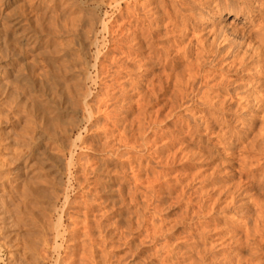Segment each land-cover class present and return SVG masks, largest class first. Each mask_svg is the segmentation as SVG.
I'll return each mask as SVG.
<instances>
[{"label": "rangeland", "instance_id": "1", "mask_svg": "<svg viewBox=\"0 0 264 264\" xmlns=\"http://www.w3.org/2000/svg\"><path fill=\"white\" fill-rule=\"evenodd\" d=\"M122 1H123V3H122ZM122 1H121V7H122L121 11H118L112 5H110V6L107 5L106 4L107 2H105V3L101 2L100 3L101 5L89 4V6L88 5L83 6V9H84V7H86L87 9L90 8L89 12H88V10L84 9L85 12L87 11L86 13L90 14L91 10H92V12H94V13H92L93 15L90 14L91 16L88 14L91 18H94L92 16L96 17V19L94 18L92 20L93 26H94V31H95L94 33L96 35H94V37H92L93 39L91 38V40H89L90 42L88 40L85 41V49H86V50L84 49L85 50L84 52L86 53L85 58L89 63L88 64L89 66H87L88 67L87 68L88 69L87 74L89 73L88 75H90V77L87 75V79H86V81H84V86L86 85L85 88H86L87 92L90 94L89 97L91 96L90 98L88 97L89 102H91L93 104L97 101L96 99L99 97L98 98L99 104L102 103L103 107L105 106L104 110H106V111H108V108H109L110 111H108V112H111L110 113L111 116H114L116 114V112H118L117 115H115V117H113L114 122L112 120V117L109 115V117H111L110 118L111 122H109V120H108L109 123H108L106 128H108V130H110V131L108 132V130L106 129V132H107L106 135L110 136L113 134L112 136L118 137V135H119L118 133L124 132V131H120V130L122 128H124V129L126 128L127 129L125 131L126 136H128L130 134L132 135L133 132L130 133V131L132 129H133L132 131H135L137 129L135 131V133H137L136 136L138 135V137H139L140 135L141 136L145 135L146 137L142 136V140H139L138 142H136L137 143L136 145H138V146H136V149H134L132 147H124V146L120 148V150L121 149L123 150L125 148L126 149L129 148L128 149L129 151L126 149H125L126 151L124 150L125 152L121 150L123 152V154L120 151L121 156L119 154L118 156H120V157H116L117 160L115 158L116 162H114V165L117 167V168L115 167V169L118 171L121 170L120 172H121V175L123 174V176H121L120 174L116 175V173L114 172V174L117 176V178L115 179L116 182L114 181L113 185L110 187V188L113 187L114 191H112L111 194L109 192L108 193L103 192L102 190L100 192L93 185H91L89 187L87 186L86 182L84 181L85 176L83 177L84 174L82 173L83 168L81 169L82 165H84V167H86L87 165L88 166L91 165L90 168L92 167V165L95 166L96 164H94V163H96L97 158H98L97 151L90 149V148H87L88 145H87V147L85 145L83 147H82V145H80L81 141H82L81 139H83V140L86 139L89 136V132H85L82 128V131H81L82 136H80L78 139H77V132L70 134V135H66L65 136L66 138L61 136V138H63V139H59L60 130L58 128L61 125V122L64 123V124L62 123L63 124L62 126L68 125V122H67L68 120L65 118L62 121L61 120L59 121L57 119L58 121L57 120L56 121L58 123L56 121L54 122L55 125H54V129H52V131L57 130V129L59 130V133H58V130L55 131L58 139H57V141H54L52 138H50L48 133H47V135L44 134L42 136V141L40 144H38L37 155H38V158L41 157V161L43 160L44 162L42 161L43 164L41 165L40 163L35 164L34 160H30V164H33V166L31 167V169H33V171L31 169H29L31 172L29 173L30 177L28 178L29 180L27 179V182L28 183L30 182V183L26 184V183H24V181H22V179H20L18 181H15L13 179L14 174H13L12 168L15 165L14 164L15 162H14V159L11 157H14V154L16 151H17L16 153H18V151H21V152L25 151V148H24L25 147V145H24L25 141H29L30 140L29 138L32 134V132H31L32 124L30 122L31 117L28 116L29 113H27V111L26 112L24 111L25 108L23 110L20 109V106H21L20 103H22V101H20V103H18V99H17L18 105H16V106L20 110H17V108L14 106L13 114L10 113L7 116V117H9V120H7L8 118L7 119L5 118L6 117L5 114H8L9 112L6 113L7 112L6 109L1 111L0 112V205L4 208L3 210L2 209L1 210L2 211L6 210V211L5 212L1 211L0 216L3 213H4L3 215L6 214L5 215L7 217L6 221H10L11 222L10 224H13V222H14L15 225L14 226L12 225L8 229L10 232H11V230L13 231L14 234L13 233H12L13 235L11 234L13 237L11 235H9V237H7L8 239L5 238L7 240L4 241L3 235L1 236V234H0V236L2 237V238L0 237V264H13V263L15 264L16 258H18V259H16L18 264L19 263L30 264L29 262H32V261H30L28 259L29 254L27 253V250H24L26 248V246L28 247L29 244L31 246V243H32V245H34L33 246L34 248L35 247L39 248L41 246L40 237L42 236V234L45 232L46 236L48 235L49 237H51L55 227L58 228L59 233H61V235L63 237L62 238L59 236L57 238L58 252H55L54 250H50V253H51V255H50L51 259L50 260H45V261L43 260L42 261V260L38 259V261L34 264H49V263L53 264L54 263L53 257H56L57 254H60L61 257L60 256L59 257H60L61 262L63 260H66L67 262L69 260L71 261V263H70V261L68 263H66V261H65L64 264H76V263L77 264H86L87 262H84V261L85 260L89 261L91 259L90 258L88 260L86 258L84 259L85 256L82 257V255H84L86 252V255L90 257V253L88 255V252H87L88 249L90 251V248H89L90 246L86 244V243H88L87 238H90V237H86L88 234H85V233H84V235H85V237H84V235L82 233V232H85V230H84L85 226L84 225L86 223L85 224L81 223V220L79 221V218L81 217L80 219H82V217L85 215V214H82L85 212V210H83L85 208H83L84 206L83 207H80V206H81V204H84V203L87 204L86 202L95 199V197H96V200H98V201L94 200L95 201L94 205L92 204L94 202L91 201L90 203L92 205H90L91 206L90 208H89L90 203H88V205L84 204L86 207L88 206L89 210L91 211V212L89 211L88 213L95 215V216L88 215V213H87L88 218H90V217L94 218L95 217L94 219L90 218L93 221L97 220V219H99L98 221L101 220L102 226H104V228L106 227L105 224L107 226L109 225V227H110V224H112L111 225L112 227H110V228L106 227L105 231H102L103 234H105L108 231L105 235V237L107 236V234L109 236V237L108 236L106 237L107 242H106V238L99 237L96 232H95V238L96 239L93 241L94 243H96L95 241H97V240L99 241L102 239L99 242L100 243L102 242L101 244L103 245V247H101L102 245H100V247H99V245H97V244H99V242L96 243V246H97V250H98L97 253H100L101 251H103V252L105 251L104 255L108 256V257H105V259H106L105 264H111V262H113L112 264H115L116 261H117L116 264H124V263L125 264H134V263L135 264H147V263H149V264H162V263L163 264H171V263H173V264H194L195 263L196 264L197 262H198V264H200V261L201 262L203 261L202 264H218V263L219 264H246L245 260L248 258L247 256H250L248 259L250 262H252V260H253L254 264H256V262L264 261V258H262L261 255H258L259 253H256V255H253L254 257L251 256L252 253L250 252V250L247 247H245L246 246V244H245L246 239H244L246 237L245 236V231H246L245 229L246 228H245L243 222L245 221V225H246V224L251 223L252 219H253V216H252L253 213L252 212L254 209L253 207H255V206H254V201L252 202L251 200L255 197V195H257V197L259 199L264 198V174H261V171H262L261 169L263 167L262 165L264 164V160H263L264 159V155H263L264 153H262V152H264V144H260V139H259L261 136V133H259V132H261L260 129L263 128V125H264L263 124L264 123V120H263L264 117L260 116L261 114L258 113L259 117H257L252 124H247L246 122H244L245 121L243 119V118H245L244 115H245V113H248L249 111L240 109V101L237 100L238 99L237 91L235 90L237 88V86L240 84L239 78H240L241 73L245 74V71L239 70V69L233 70V68H229V70L228 69L227 70L221 69V67L224 66V63H222L223 65H217V66H213V67H212V65H208V66L206 65L207 67L206 66L204 67V73L207 77H209V78L205 77L207 79V82H208V86H207L208 89L203 88L205 86H204V84L199 83V80H197L198 78L195 79V80H197V81H194L195 83L193 82V88H197L201 92L199 94V97L198 96L193 97L192 93H190L188 91L189 94L187 92V99L185 98V101L183 99V100H181L180 103H178L179 98L177 96L173 95L174 94L173 91H171L170 89H166L165 92H163V93L157 92V94L155 95L157 99H155V97H153V99L155 101L153 99L148 98V96L146 94H143V91H141L142 88L147 86V84L149 85V80L143 79V74L145 73L144 67H140L142 64V61H139L140 60L139 58L142 59V55H139V54L135 55L134 53H132L129 56V58H127V60L129 59L128 61L131 62V64L129 65V67L127 69L128 72L126 69H124V67L121 66V64L119 62V58H121L122 56L124 57V55H123L124 53H121V51H119V49H117L114 52L115 54L112 53L111 57L109 54L104 55L106 57L108 56V58L101 56L104 53L106 54V47L108 45H110V47L112 45H115L116 43L119 46L123 45L124 41L121 37L123 35H125L123 33L126 32L125 31V29H127L126 27H128V25H131L130 23L134 21L133 20V21L127 23L128 20H132L133 18L132 17L127 18L124 15L123 11L125 12V10H124V1L125 0H122ZM69 2H70V0H69ZM92 5H93V7H92ZM94 5L97 7L94 8L95 7ZM42 6H39L37 11H34L35 15L36 14L38 15L40 11H41V13L45 12V15L44 14L38 15L40 17L38 20L34 19V16H35L34 14L29 13V17L31 20L32 27H33V25L36 24L37 21H38L37 22L38 24H39V22L43 24L42 27L45 25L44 19L48 18V17H46V15H48L51 11L49 9L48 11L46 10L47 11L46 12L45 10H43L44 7H42ZM39 9H41V10H39ZM42 11H44V12H42ZM33 20H35V21L37 20V21L35 22ZM112 20H114V21H112ZM123 22L125 24L124 26H123ZM227 22H228V20L226 19L225 21H223V24L227 23ZM103 23L107 26L105 29H103ZM164 23H165L164 21L159 23L160 31H159L158 38L163 41V42H161V44H164L165 46H169L171 41L178 37V32H176L175 30L174 31L171 30V31L166 32L165 28L163 27ZM118 24H121V25L118 26ZM121 28H123L124 32ZM198 29H200V28H198ZM40 30H41L40 28L37 29V31H38L37 36L40 39H42L43 38V31H41V33H39ZM105 30H106V32H105ZM110 30H112V31H110ZM203 31H204L203 33L207 32L206 29ZM110 32L114 33L113 34L115 36L114 39L116 40L115 44H114V42H111L109 44L108 40L110 38L109 37ZM119 32L120 33L123 32L122 34H120V36L122 35L121 37H119L120 39H118L119 35L117 34ZM166 35H168V36H166ZM175 36H177V37H175ZM92 41H95V42H92ZM218 47H220V52L223 53L224 51H223V48L221 47V45H219ZM39 49H40V47H39ZM118 53L119 54L121 53V55H118ZM115 55H118V56L115 57ZM29 56H30V52H27V53L24 52L20 57L22 60H21V62L20 61L19 62H20V64H22V66H23V64H25L28 67H31L36 71L40 70L39 72H35V74H33L30 77V78H32L31 80L34 79L33 81L36 82V84H39L41 79H40V76L38 73H41V67H42L41 62H39L40 57H38V59L36 58L37 61H34L33 60L34 58L33 57L31 58L32 55L30 57ZM95 57H98V58L101 57L100 59L104 60L103 63L107 64V65L104 64V66L102 65V68L104 71L102 70V68H100L102 71L99 70L101 72V74L98 76L100 79L94 77L95 70L93 67H91V64L93 65V62H95ZM113 57H115V58H113ZM172 57L177 62L178 61L180 62V60L177 59V55L173 54ZM104 58L107 60H105ZM110 58H112V59H110ZM114 59L116 62L114 61ZM26 60H28V61H26ZM106 61H108V62H106ZM109 61H111L112 63ZM24 62H26V63H24ZM105 65H106V67H105ZM167 65L168 66L165 68H163L161 65H158L156 72H158V73L163 72L164 74H166L167 72L173 71V73H175L176 71H178L176 73L180 74L183 72L181 70H184V67H183L184 65L181 62L175 64L174 66H170L169 64H167ZM110 68L112 69V72L114 69V72H113L114 76H113V73L110 72V70H111ZM139 68H140V70H139ZM210 70L211 71L213 70V71L211 72ZM206 71H207V73H206ZM125 72H127V74ZM209 72L211 73L210 75H209ZM106 74H109V75H106ZM115 74H116L117 78L115 77ZM110 75L112 76L111 78H110ZM123 75H125V76H123ZM107 77L110 78V80H112V81H109V79ZM127 77H128V79H127ZM93 78H94L95 82L91 81ZM102 78L105 79V81L101 80ZM131 78H132V80H131ZM134 78L136 81L134 80ZM88 79H91V80H88ZM125 79H127L126 80L127 82L125 81ZM114 80H116V81L114 82ZM104 82L105 83L107 82V83L105 84ZM133 82H135V84ZM108 83L111 86H109ZM113 83L116 86H119V83H120V85L122 83L123 84H122V87L119 86L118 88H115L116 86L114 87ZM117 83H118V85H117ZM144 84H146V85H144ZM213 84H215V85H213ZM135 85H137L138 87ZM209 85H210V87H209ZM105 86H107V87H105ZM112 86L116 90L121 88L120 91L119 90L116 91L115 89L114 90L116 92L112 91L115 99L112 98L113 96H111V98H112L111 99L110 95H108V94H110L111 90L109 93L106 92L107 90L109 91V89ZM108 87H109V89H108ZM113 88H112V90H113ZM211 88H213V89H211ZM222 89L223 90L226 89L228 91V96L229 95L230 96L229 97L227 96V98H224V100L222 98L223 102L221 104H219L218 106H216V108L208 109L209 104H207V102L214 100L213 98H210V97H214L213 96L214 94L212 92L213 91L216 92V90L222 91ZM169 92L171 93V95ZM118 93H119V96L118 95H117L118 97L115 96ZM123 93H124V95H123ZM200 95H202V96L200 97ZM107 96H109V97L107 98ZM208 96H210V97H208ZM120 97L123 99H121ZM206 97H207V99H206ZM106 98H107V100H109L108 102H107ZM146 98H147V101H149L148 99H150V101L153 100V102H148V103H150L149 105L147 104V102H145L143 104V102L146 100ZM201 98H202V100H201ZM188 99L191 101H188ZM103 100H106V101H103ZM116 100H118L120 102L122 101V102L118 103V104L114 103V101L117 102ZM139 100H141V101L139 102ZM192 100L194 101L195 104L193 103ZM183 101H184V104L187 102L184 106L185 109H181L182 105L180 106V109H178L179 107H177L176 105L182 104ZM237 101H238V103H237ZM137 102H139L138 104L140 106V107L138 106V108L136 105ZM173 102L175 104H173ZM108 103L110 105H108ZM112 105L115 108H113V107L111 108L110 106H112ZM141 105L143 106V108H141L142 107ZM173 106H176L175 110L173 109L174 108ZM106 107H108V108H106ZM116 107H118V108H116ZM144 107H145V110H144ZM184 107H182V108H184ZM22 108H23V106H22ZM113 109L114 110L118 109V110L115 112V111H113ZM101 110H103L102 107H101ZM103 111H101V112H103ZM139 111H140V113H139ZM211 111H212V114H211ZM171 112H173L172 116L169 115V114H171ZM240 113L242 115H240ZM101 115H103V113L102 114L98 113V116L100 117V120L98 121L99 123L100 122L102 123L103 121L105 122L104 115L103 116H101ZM145 115H146V117H145ZM166 115H168V117ZM135 116L136 117L141 116L140 119L137 118L139 120L138 122H137V120L134 119ZM148 116L149 117L151 116L150 117L151 119H153V117H154V119L156 118V120L153 119L154 122H152V120H150L148 118ZM101 117H103V118H101ZM123 117H125V118H123ZM83 118L86 119L85 116H82V113L79 112V114L77 115L76 118H70L71 120L69 119V121L72 123V124L70 123V125L78 124V126H80V127H83V125L85 126L87 124V122ZM27 120H29L30 123ZM115 120H116V122H115ZM134 120L136 122H134ZM66 122H67V124H66ZM130 122H133V123H130ZM189 122H190V124H189ZM111 123H115V124H111ZM134 123H138V124L134 125ZM121 124L122 125L126 124L128 127L126 125L122 126ZM130 125H131V127L133 126L135 128H133V127L129 128ZM136 125H139L141 129L139 127L137 128ZM192 125H195V126H192ZM56 126H58V128ZM124 126H126V127H124ZM149 126H151V128ZM115 127H117L118 129H113ZM147 127H149V128H147ZM50 128H52V126ZM128 128H129V130H128ZM188 128H195V130L200 131V132H196V135H194V136L190 135V134L188 135L187 130H186ZM145 129H147L146 132H145ZM263 130H264V128H263ZM263 130H262V133H263ZM141 133H143V134H141ZM103 135H104V133L102 132L101 137ZM104 136L102 138L99 136V138L97 137L96 140H95V138L90 137L86 141L92 142V143H94L96 141L97 143L100 144L104 140ZM141 136L139 137V139H141ZM223 136H224V139H221ZM111 137H108V139L110 140ZM115 137H112L111 140H115ZM131 137L129 136V138H131ZM187 137H188V139H187ZM254 137H256V138L254 139ZM256 139H257V142H256ZM58 140H61V143L64 141H68L66 143L68 144V147L71 149V151H73L72 154L73 155L78 154L80 156L79 157V159H80L79 163H76L74 165V167L70 166L68 170H66L68 167L67 166L65 167V165L68 164L67 161L69 160L70 154L68 152L67 153H65V152L61 153L60 152L61 151L60 146L62 147L63 144L60 145V142H58ZM141 141H143V143H145L146 145L143 144ZM69 142L71 144L70 146H69ZM11 143L14 145L12 146ZM66 143H65V145H67ZM73 143H74V145H72ZM8 144H10L12 147ZM114 144H116V141H114ZM257 147H259V149ZM130 148H132V149H130ZM128 153H129V155L126 156V154H128ZM193 153H194V155H193ZM135 154H136V156H135ZM137 154H139L141 157L139 155L137 156ZM258 155H259V159L257 161ZM143 157H146V158H143ZM121 160H122V162H121ZM132 160L134 163H132V166H131V164H129L128 162L131 163ZM36 162H37V160H36ZM64 163H66V164H64ZM117 163H120V165H118ZM138 163H139V166H138ZM260 163H262V164H260ZM40 166H41V169H40ZM136 166L139 167V169L135 168ZM143 166H144V168H143ZM62 168H63V170H61ZM242 168H244V170ZM58 169H60L61 171H59L60 173L58 172V174H57L56 172L58 171ZM152 169H154V170H152ZM239 169H242V170H239ZM245 169H247V170H245ZM122 170L124 173L122 172ZM118 171H117V173H120ZM53 173L55 175H53ZM37 174H41V178L37 177ZM74 174L75 175L77 174L76 176H78V178H80L79 179L80 181L83 180V183L81 185L85 184L84 186H80V187L77 186L78 183L74 179V176H75ZM79 174L80 175L83 174L82 175L83 178ZM103 174L101 173L99 176L100 177L104 176ZM155 174H158V175L156 176ZM118 175H120L121 178ZM122 177L125 179V182H123L124 179ZM117 179H118V181H121V183H122L121 187H123V191H125V194H126V191L127 192L131 191V193H132L134 190V191H136V192H134L135 193L134 195H136V196L132 195L131 193L129 195L128 194L125 195L123 192L124 197L126 198L125 199L126 201H124V204L122 205V207H118L119 205L118 206L116 205L118 208L117 207H113V208H115L117 210L119 208H121L122 214L125 213L123 216L126 217V215H127L129 217V219H130V217H132L130 219V221H129L128 217H126V218L124 217V220H125L124 222H126L127 220H128L127 222H130V223L133 222L134 218L136 219L135 216H137V214H138V216L140 215V217L142 216V219H140L141 221H139V223L136 221L135 222L137 224L133 223V224H136V228L138 231L136 229L134 230V228H135V226H134V227H131L133 230L131 232V228H129V227L132 225V223L129 225L126 222L125 223L126 226L124 224L123 226L121 225L122 227L121 226L118 227V225L116 226L114 224V222L112 223V221L110 223V218H111V220L114 221L115 215L114 214L111 216L109 215L110 211H109L108 207L112 203L111 201L113 200V198H114V200L119 198L118 194L116 193V188L118 187L117 185L120 182H118ZM128 181H130V182H128ZM116 183H118V184H116ZM227 183L230 185V187ZM15 184L18 185V188H15ZM23 184H24V186H23ZM25 185L27 187H25ZM29 186H31L32 188ZM87 187L89 189H87ZM138 188L141 190L139 191ZM90 189L92 191H89ZM235 189H238V191ZM138 191L141 193L143 192V193L141 194ZM232 191L233 192L237 191V192H235L237 195L235 193H232ZM94 193H96V194H94ZM99 193H101V194H99ZM104 193L105 194L107 193V195H105ZM219 193H221V194H219ZM64 194L68 196L69 202L71 201L69 203L71 209H67V210L69 212H70V210L73 211L72 207L73 208L75 207V211H73V213L80 214L79 216L77 215L79 217V218H77L78 220L75 218L77 216H75V217L73 216V218L76 219V222L79 221L77 223L75 222V219H73L72 217H68L67 214H65V215L62 214L61 210H62L63 202H64V197H63ZM92 194L95 196H93ZM225 194L226 195L229 194V195L226 196ZM232 194H233V196H232ZM109 195L111 196L112 199L110 198ZM219 195H221V199H223V200H221L219 198ZM82 196L86 200H87V197L89 196V197H91V200L88 197L89 200L86 201V200H84V198ZM127 196H129V199H131V200H129L127 198ZM215 196H216V198H215ZM130 197H133V198H130ZM235 197H236V199H235ZM108 198L111 200H109ZM135 198H136V200L134 202ZM141 198H142V200H141ZM229 198L230 199L233 198L232 203H229V201H230ZM82 199L84 200V203H83ZM104 199L105 200L107 199V202L104 201ZM213 199L214 200L216 199L215 200L216 203H215V201L214 202L211 201ZM128 200L131 201V203H133V202L134 203L133 204H131V203L127 204L126 202H128ZM219 200H221V201H219ZM140 201L143 203H141ZM209 202H210V204H209ZM211 202L215 203V204H211ZM218 202H220V203H218ZM72 203L76 206L72 205ZM104 203H105V205H103ZM106 203H109L108 207L106 206L107 205ZM224 203H227L228 205H230V207ZM96 204H98V205H96ZM145 204H146V207H145ZM77 205H80V206H77ZM131 205L134 207H132ZM210 205H212V206H210ZM241 205H243V206H241ZM128 206H131L132 208L131 207L129 208ZM135 206H137V207H135ZM78 207H80V209L81 208L82 209L80 210ZM77 208L79 209L78 211L76 210ZM124 208H125V210H124ZM127 208H129V209H127ZM143 209H145V210H143ZM157 209H158V211L154 212ZM211 209H213V210L215 209V210L213 211ZM227 209L228 210L230 209V210L228 211ZM135 210H138V211H135ZM208 210H211V212H209ZM107 211H109V212H107ZM141 211L143 213L139 214V212H141ZM132 212H136V213L133 214ZM63 213H65V212L63 211ZM193 213H196V214H193ZM204 213H206V214H204ZM97 214H98V216H97L98 218L96 217ZM129 214L130 215L133 214V216H129ZM60 215H61V221L59 220ZM87 215H85V216H87ZM107 215H109L108 218L104 217ZM245 215H247L248 217ZM62 216H64V217L62 218ZM138 216H137V219L140 218ZM235 216L238 218V220ZM144 217H145V219H144ZM69 218H72L74 224L72 223L71 219H69ZM234 218H235V221H234ZM247 218H250V219H247ZM90 219L88 220V224H90V226L92 225L91 226V228H92L94 226L93 224L95 222H92ZM246 219L249 220V222H247ZM103 220H104L105 224H103ZM105 220H106V222H105ZM107 220H108V222H107ZM149 220H150V222H149ZM84 221H86V219ZM89 221H91L92 223H90ZM237 221H238V223L241 221L240 222L241 225L238 224ZM58 222H60L59 225H58ZM151 222L153 224H151ZM69 224L72 225V228H71V225H70V227H68ZM76 224H78V225H76ZM81 224L84 226V228H83V226H81ZM73 225H74V227H73ZM128 225H129V227H127ZM76 226L77 227L79 226L78 229L79 228L80 229L78 230ZM113 226H116L115 229L113 228ZM124 226H125V228H127L125 231H124L125 228L122 229ZM139 226H142V227L140 228ZM242 226L245 228L244 230H243ZM81 227H82V229H81ZM64 228L67 230L65 231ZM104 228L102 227L103 230H104ZM119 228L122 229V234H123L122 236L119 233L117 234V230ZM128 228L130 229V231ZM142 228H144V229H142ZM201 228H203L202 231L200 230ZM72 229H74V230H72ZM69 230H70V232L73 233V235H72V233L69 232ZM127 230H128V232H127ZM63 231H65V233ZM73 231L74 232L78 231V232H75L78 235H76ZM161 231H162V233H161ZM198 231H200V232H198ZM125 232L129 233V235L132 238L134 237V235H136V236L134 239H132V238H130V236H127L128 234L124 235ZM136 232H137V234H136ZM260 233H259V237L257 236V239L261 240V238H262V240H264V234H262V233L260 234ZM6 234H5V236H6ZM116 234H117V236L119 235L120 237L119 236L116 237L115 236ZM146 235H147V237H146ZM67 236H68L69 240L71 238L70 241L69 240L67 241V239H68ZM72 236H74V237H72ZM124 236L129 237V238L128 239L125 238L126 240H122L123 238H121V237H124ZM149 236L152 238V240ZM140 237H142V240ZM72 238H74V241H72L73 240ZM75 238H76V240H75ZM139 238L141 241H139ZM65 239H66V241H64ZM118 239H120L121 241ZM129 239H130V241H132V240L133 241L136 240V241L135 242L132 241V243L129 241L131 243L130 244L128 242ZM12 240H15L17 243L15 241L11 242ZM138 242H139V244L137 245ZM27 243H28V245H27ZM91 243H92V241H90V245H91ZM112 243H114V244H112ZM128 243L130 245H126ZM194 243H196V244H194ZM83 244H85V247ZM93 244H92V246H93ZM104 244H105V246H104ZM82 245H83V247H82ZM15 246H18L17 247L18 249L15 248ZM87 246H88V248H87ZM127 247H129V248H127ZM197 247L199 250L197 249ZM209 248L211 251L209 250ZM100 249H101V251H100ZM207 249H208V251H207ZM17 250H19V251L17 252ZM80 251L81 252L85 251V252L81 253ZM127 251L128 252L130 251V253H128ZM198 251H199V254H198ZM205 252H208V253H206L207 256H206ZM195 254L200 255L199 258H197L198 255L196 257ZM210 254H212V255H210ZM13 255L15 257H13ZM209 255L214 256L213 257L214 259L212 257H210ZM62 256H63V258H62ZM69 256H71V257H69ZM120 256H121V258H120ZM114 257H115V259H114ZM107 258H108V260L110 259V261H108ZM116 258H118V259H116ZM121 259L124 261L122 262ZM228 259H229V262H228ZM120 260L122 263L119 262ZM254 260H257V261H254ZM107 261L110 263H107ZM81 262H83V263H81ZM131 262H133V263H131ZM87 264H89V263H87ZM251 264H253V263H251Z\"/></svg>", "mask_w": 264, "mask_h": 264}, {"label": "bare ground", "instance_id": "2", "mask_svg": "<svg viewBox=\"0 0 264 264\" xmlns=\"http://www.w3.org/2000/svg\"><path fill=\"white\" fill-rule=\"evenodd\" d=\"M121 1L122 0H70V2H69V0H0V112L3 111L4 109H6V111H7L6 113H8V112L9 113L8 114H5L6 115L5 118L6 119L8 118L7 120H9V117H7V116L10 113L13 114L14 106L17 108L16 105H18L17 104V99H18V103H20V101H22V103H23V104L20 103V105H21L20 106V109L23 110L25 108L24 111L25 112L27 111V113H29L28 116L31 117V118L30 117L29 118L31 119L30 122L32 124V126H31V132H32V134H31V136L29 138L30 140L29 141H25V144H24L25 147L23 146L25 148V151L24 152L18 151V153H16L17 152L16 151L15 154H14V157H11V158L14 159V162H15L14 163L15 165L12 168L13 174H14L13 179L15 181H18V180L22 179V181H24V183H26V184H29L30 183V182L29 183L27 182V179L30 177L29 176V173L31 172L29 169H31V167L33 166V164H30V160H34L35 164H39V163L41 165L43 164L44 161L43 160H42L43 162L41 161V157L38 158L37 150H38V144L41 143L42 136L44 134L47 135V133H48L49 136H50V138H52L54 141H57L58 138L56 136L57 134L55 133V131H57L59 129L60 130V133H59V130H58V133L60 135L59 136V139H63V138H61V136L62 137H65L66 135H70V134H73L75 132H77V139H78L80 136H82L81 135V133H82L81 131H82V128H83V130L85 132H89V136L86 139H84V140L81 139L82 141H81V144L80 145H82V147L84 145L87 147V145H88L87 148L93 149V150L97 151V153H98L97 161H96V163H94V164H96L95 166L92 165L91 168H90L91 165H89V166L87 165L88 167L87 166L84 167V165H82V167L80 166L81 169L83 168L82 169L83 172L82 171L81 172L84 174V175L82 174L83 177L85 176L84 181L86 182V184H87L88 187L91 186V185H93V186H95L96 189H98V191L101 192V190H102L103 192H107V193L109 192L111 194V192L114 191V190H113V187L112 188H110V187L113 185V182L117 178L116 175L117 174H120L121 175V172H120L121 170L120 171L116 170L115 169L116 166L114 165V162H116L115 161V158L121 156L120 151L122 149L120 150V148L124 146V147H132V148L136 149V146H138V145H136L137 144L136 142H138L139 140H142V136L143 137H146L145 135H142L141 136L139 134L141 136V139H139L140 136L139 137H138V135L136 136L137 133H135V131L137 129L136 130L134 129L135 131H132L133 129L132 130L130 129L131 130L130 133L133 132L132 135L130 134V135L126 136V134H125V131L127 130L126 128L125 129L122 128L120 130V131H124V132L118 133L119 134V135L117 134L118 137L112 136L113 134L110 135V136L109 135H106V133H107L106 132V129L108 130V128H106V127H107L108 123L111 122L110 121V118L112 117V120L114 122L113 117H115V115H117L118 112H116V111L118 109L117 110H114L113 109V111H115L116 114L113 112L115 115L114 116H111L110 115L111 112H108V111H110L109 108L106 107V108H108V111H106V110H104V107L105 106L103 107V104L102 103L99 104V101H98V98L99 97L96 99L97 101L95 103L92 104L91 102H89L88 97H89L90 94L87 92V90L85 88L86 85L84 86V81H86L87 75L89 74V73L87 74V72H88L87 71L88 70L87 69L88 68L87 66H89L88 65L89 63H88V61L85 58V54L86 53L84 52L86 50L85 49V41L86 40H88V41L91 40V38L94 37V35H96L94 33L95 31H94V26H93V21H92L94 18L96 19V17L95 16H92L94 18H91L90 17L91 16L90 14H92L94 12H92V10H91L90 11L91 12L90 14L89 13H86L87 11L85 12L84 9L88 10V12H89V9L90 8L87 9L86 7H84V9H83V6L84 5H88L89 6V4H95V5H98L99 4V5H101L100 4L101 2L102 3L103 2L104 3L107 2L106 3L107 5H109V6L112 5V6H114L115 9H117L118 11H121V8H122L121 7ZM122 3H123V1H122ZM39 6L44 7L43 10H45V11L46 10L48 11L49 9L51 11L48 14L49 16L46 15V17H48V18H45L44 19V24L45 25L43 27H42L43 24L40 23V22L38 24L37 23L38 22L37 20L40 18L38 15H41V14H44L45 15V12L42 11L44 13H41V11L40 12L38 11L39 12L38 15L37 14L36 15L34 14V11H37V9L39 8ZM92 7H93V5H92ZM96 7L97 6H95L94 8H96ZM39 10H41V9H39ZM124 10H125V12L123 11V13H124V15L127 18L128 17H132L133 18V19L131 18L132 20H128L127 19L128 20L127 23H129V22H131L133 20H134L133 21L134 23L131 22L130 23L131 25H128V27L125 26L127 28V29H125V31H126L125 33H123L124 32V30H123L124 27L121 28L123 30L122 33L125 34V35H123L124 37L122 35H121L122 37L120 36V34H122V33H120L121 32L120 31L121 29L119 30L120 32L117 33L119 35V36L117 35L118 36V39H120L119 37H121L123 39V41H124V43L122 42L123 45H120L119 46L117 43H116L117 44L116 45L115 44L116 40L114 39L115 36L113 35L115 32L114 31H113L114 33L110 32L109 33L110 34L109 35L110 38L108 40L109 41V44L111 42H114L115 45H112L111 47H110V45H108L106 47V54L104 53L101 56L103 57L104 55H108L109 54L110 57H111L112 53H114L117 49H119V51H121V53H124L123 55L125 57L124 58L122 56L123 58L122 57L119 58V62L121 64V66L124 67V69L127 70L128 67H129V65L131 64V62L128 61L129 59L127 60V58H129V56L132 53H134L135 55L136 54L142 55V59L139 58L140 60L139 59L138 60L139 61H142V64H141L140 67H144V70H145V73L143 74V79L149 80V85L147 84V86L144 87V88H142L141 91H143V94H146L148 96V98L153 99V97H155V99H157L156 96H155L157 94V92L163 93V92H165L166 89H170L171 91H173V93H174L173 95L174 96H177L179 98V102L178 103H180L181 100H183V99L185 101V98L187 99V92L188 91L190 93H192L193 97H195V96H198L199 97V94L201 92L199 91V89L193 88V82L199 80V83L200 84H204L205 87H203V88H207L208 82H207V79L206 78H209V77H207L205 75V73H204V67L206 65L207 66L208 65H212V67L213 66H217V65H223L222 63H224V66H222L221 69H226V70L228 69L229 70V68H233V70L234 69H239V70L245 71V74L244 73L243 74L241 73L240 78H239L240 79L239 80L240 81L239 82L240 84L238 86L236 85L237 88L235 89L237 91V97H238L237 100L240 101V109L241 110L243 109V110L249 111L248 113H245V115H244V117H245V118H243L245 120L244 122H246L247 124H252L254 122V120L257 117H259L258 116L259 115L258 113L261 114L260 116L264 117V0H125L124 1ZM29 13L30 14H34L35 15V16L33 15L34 16V19H37L36 20L37 22L35 20H33V21L36 22V24L34 23L35 25H33V27L31 25V20H30V17H29ZM226 19L228 20V22L223 24V21H225ZM112 21H114V20H112ZM163 21L165 22L163 24V27L165 28V31L166 32L167 31H171V30L172 31L175 30L176 32H178V37L175 36L177 38H175L174 40H172L170 44L168 43L169 46H165L164 44H161V42H163V41L158 38L159 31H160L159 23L160 22H163ZM120 25L121 24H118V26H120ZM124 25L125 24L123 22V26ZM106 27L107 26L103 23V29H105ZM39 28L41 29L39 33H41V31H43V38L42 39H40L37 36V32L39 31V30L37 31V29H39ZM198 28H200V29H198ZM205 29L207 30V32L206 33H203L204 32L203 30H205ZM110 31H112V30H110ZM105 32H106V30H105ZM166 36H168V35H166ZM92 42H95V41H92ZM219 45H221V47L223 48V51H224L223 53L220 52V47H218ZM39 47H40V49H39ZM24 52L25 53L30 52V56L32 55L31 58L33 57L34 58L33 59L34 61H37L36 58L38 59V57H40L39 62H41L42 65L41 64L40 65L42 67H41V73H38L39 76H40V79H41L40 82H39V84H36V82L33 81L34 79L31 80L32 78H30V77L33 74H35V72H39L40 70L37 69L38 71H36L33 68L28 67L25 64H23V66H22V64H20V62L22 60L20 57H21V55ZM121 53L120 54L118 53V55H121ZM173 54L177 55V59L180 60V62L184 65L183 66L184 67V70H181L183 72L180 73V74L176 73L178 71H176L175 73H173V71L172 72H167L166 74H164L163 72H161V73L156 72V69L158 68L157 67L158 65H161L163 68H165V67L168 66L167 64H169L170 66H174L175 64L180 63L179 61L177 62L172 57ZM118 55H115V57L118 56ZM98 57H95V62H93V65L91 64V67H93L94 70H95V73H94V77L95 78H99L98 76L101 74V72L99 70H101L100 68H102V65L104 66V64H106V63H103V61H104L103 59L102 60L100 59L101 57L100 58H98ZM104 57H106V56H104ZM115 57H113V58H115ZM106 58H108V56ZM110 59H112V58H110ZM105 60H107V59H105ZM26 61H28V60H26ZM114 61H115V59H114ZM106 62H108V61H106ZM109 62H111V61H109ZM24 63H26V62H24ZM106 65H105V67H106ZM102 70H103V68H102ZM139 70H140V68H139ZM110 72L113 73L114 72V69H113V72H112V69L110 70ZM127 72H128V70H127ZM127 72H125V73L127 74ZM206 73H207V71H206ZM210 74L211 73L209 72V75ZM106 75H109V74H106ZM111 75H110V78L112 77ZM88 76L90 77V75H88ZM113 76H114V73H113ZM123 76H125V75H123ZM115 77H116V74H115ZM110 78H108L109 81H112V80H110ZM196 78H198V79L195 80ZM127 79H128V77H127ZM127 79H125V81ZM88 80H91V79H88ZM101 80H104L105 81V79H103V78ZM131 80H132V78H131ZM134 80H135V78H134ZM91 81H94V78ZM115 81L116 80H114V82ZM133 83L135 84V82H133ZM122 84L120 85V83H119V86L122 87ZM108 85H109V83H108ZM117 85H118V83H117ZM144 85H146V84H144ZM213 85H215V84H213ZM109 86H111V85H109ZM115 86L116 85L114 84V87ZM119 86H116L115 88H118ZM135 86H137V85H135ZM105 87H107V86H105ZM209 87H210V85H209ZM112 88H113V86L110 89L108 87L109 91L107 90L106 92L109 93L110 90H111V92L112 91L116 92L118 90L120 91V89H121L120 88V89H117L116 90L115 88H113V90H112ZM211 89H213V88H211ZM220 90L219 91L216 90V92H214V91L212 92L214 94V95L212 94L214 97L208 96V97L214 99V100L212 99L213 101L207 102V104H209L208 105V109L216 108V106H218L219 104H221L223 102L224 98H227L228 91L226 89L225 90L222 89V91H220ZM111 92H110V94L107 93L108 95H110V98H111V96H113V92L112 93ZM189 92H188V94H189ZM119 93L116 94L115 96H117V95L119 96ZM171 93H170V95H171ZM123 95H124V93H123ZM201 96L202 95H200V97ZM108 97L109 96H107V98ZM107 98H106V100H107ZM112 98H114V96ZM222 98H223V100H222ZM121 99H123V98H121ZM150 99H148L149 101H147V98H146V100L143 102V104L145 102H147V104L149 105L150 103H148V102H153V100H154L153 99V100L150 101ZM189 99H188V101H191ZM206 99H207V97H206ZM106 100H103V101H106ZM201 100H202V98H201ZM108 101L109 100H107V102ZM116 101L117 102L114 101V103H117L118 104V103H121L122 102V101L120 102L118 100H116ZM140 101L141 100H139V102ZM184 101L182 102V104L176 105L177 107H179L178 109H180V106L181 105H182V107L185 106V104L187 102L184 104ZM139 102H137V104H136L137 105V108L139 106V104H138ZM193 103H194V101H193ZM237 103H238V101H237ZM173 104H175V103L173 102ZM108 105H110V104L108 103ZM22 106H23V108H22ZM143 106L141 108H143ZM176 106H173L174 107L173 108L174 110H175V107ZM101 107H102V109L105 112L103 110H101ZM110 107L111 108L112 107L115 108L113 105L110 106ZM118 107H116V108H118ZM182 107H181V109H185V107L184 108H182ZM20 109L17 108V110H20ZM144 110H145V107H144ZM101 111H103V112H101ZM79 112L82 113V116H85L86 119H84V118L83 119L86 120L87 124L85 126L83 125V127L78 126V124L70 125L71 122L69 121V119L70 118H76L77 115L79 114ZM98 113L99 114H102L103 113V115L105 117L104 118L105 122L103 121L104 123L103 122L102 123L101 122L100 123L98 122L100 120V117L98 116ZM139 113H140V111H139ZM172 114H173V112H171V114H169V115L172 116ZM211 114H212V111H211ZM103 115H101V116H103ZM109 115L111 117H109ZM240 115H242V114L240 113ZM166 116L168 117V115H166ZM140 117H136L135 116L134 119L137 120V122H138L139 121L138 119H140ZM145 117H146V115H145ZM150 117L148 116V118L150 120H152V122H154V120H156V118L154 119V117H153V119H154L153 120ZM65 118L68 120L67 121L68 122V125L62 126L64 123L61 122V125L60 126L62 128L60 126H59V128H58V126H56L58 129L52 131V129H54V125H55L54 122L57 119L59 121L60 120L62 121ZM101 118H103V117H101ZM123 118H125V117H123ZM108 120H109V122H108ZM135 120H134V122H136ZM27 121L29 122V120H27ZM67 122H66V124H67ZM115 122H116V120H115ZM130 123H133V122H130ZM111 124H115V123H111ZM135 124H138V123H134V125ZM189 124H190V122H189ZM123 125H126V124H123ZM51 126H52V128H50ZM126 126H124V127H126ZM192 126H195V125H192ZM132 127L130 125L129 128H132ZM136 127L137 128L138 127L140 128L139 125H136ZM149 127L151 128V126H149ZM149 127H147V128H149ZM129 128H128V130H129ZM133 128H135V127H133ZM263 128H264V125H263ZM263 128H261L260 129L261 132H259V133H261V136L259 138L260 139V144H264V130H263ZM113 129H118V128L115 127ZM146 130L147 129H145V132H146ZM186 130H187L188 135L190 134V135H193V136L196 135V132H200V131L195 130V128H188ZM262 130H263V133H262ZM109 131L110 130H108V132ZM102 132L104 133L105 136L103 135L104 136V140L99 144L95 140H96L97 137L98 138H99V136L101 137V133ZM141 134H143V133H141ZM111 136L112 137H115V140H111L112 139ZM129 136L130 137L132 136L131 137L132 139L129 138ZM90 137L91 138H95V140L93 139L95 141L94 143L87 142L86 141ZM108 137H111V139L109 140ZM255 138L256 137H254V139ZM187 139H188V137H187ZM221 139H224V136ZM114 141H116V144H114ZM58 142H60V145L63 144L62 147L60 146V148H61V151L60 152L61 153H63V152L67 153L68 152L70 154L69 160L67 161L68 164L64 163V164H66L65 167L66 166L68 167L67 169L66 168L65 169L68 170L70 166L74 167V165L76 163H79V160H80L79 157L80 156L78 154L77 155H73L72 154L73 151H71V149L68 147V144L66 143L68 141H64L67 145H65L64 142L61 143V140H58ZM141 142L143 143V141H141ZM256 142H257V139H256ZM143 144H145V143H143ZM8 145H10V144H8ZM13 145L14 144H12V146ZM70 145L71 144L69 142V146ZM72 145H74V143ZM132 148H130V149H132ZM257 148L259 149V147H257ZM125 149H123L122 151H124ZM128 149H126V150H128ZM122 151H121V153L123 154ZM262 153H264V152H262ZM119 154H120V156H118ZM127 155H129V153L126 154V156ZM138 155L139 154H137V156ZM193 155H194V153H193ZM135 156H136V154H135ZM143 158H146V157H143ZM258 159H259V155H258L257 161H258ZM36 160H37V162H36ZM116 160H117V158H116ZM121 162H122V160H121ZM128 163L131 164V166H132V163H134V162L132 160L131 163L130 162H128ZM117 164L120 165V163H117ZM260 164H262V163H260ZM138 166H139V163H138ZM262 166L263 167L261 169L262 170L261 171V174H264V164ZM135 168H138L139 169V167H137V166ZM143 168H144V166H143ZM40 169H41V166H40ZM242 169L244 170V168H242ZM242 169H239V170H242ZM31 170L33 171V169H31ZM61 170H63V168ZM61 170L58 169V171L56 170L57 172L56 171L55 172L58 174V172L61 171ZM152 170H154V169H152ZM245 170H247V169H245ZM117 171L120 172V173H117ZM114 172L116 173V175L114 174ZM122 172H123V170H122ZM54 173H53V175L56 174V173L55 174ZM101 173L102 174L104 173L103 174L104 176H101L100 177L99 175ZM82 175H80V176L82 177ZM120 175H118V176H120ZM155 175L157 176L158 174H155ZM75 176H74V179L78 183L77 186H79V187L80 186H84L85 184L84 185H81L83 183V180L80 181L79 180L80 178H78V176H76V177ZM121 176H123V174ZM121 176H120V178H121ZM37 177H40L41 178V174H37ZM117 181H118V179H117ZM118 182H120V183L119 184L116 183V184H118L117 185L118 187L116 186L117 187L116 188V193L118 194L119 198H117L116 200H114V198H113V200L111 201L112 203L109 205V207H108V204L110 202L109 203H106L107 204L106 206L108 207V209L110 211V214L109 215L111 216V215L114 214L115 215L114 217L116 218V219L114 218V221L111 220V218H110V223L112 221V223L114 222V224L116 226L118 225V227H119L121 225L123 226L128 220L126 219L127 221L124 222L125 221L124 220V217L125 216H123V215L125 213L122 214L121 208H119L118 210L115 209V208H113V207H117L118 205H119L118 207H122V205L124 204V201H126L125 200L126 198L124 197L125 191H123V187H121L122 186V183H121V181H118ZM123 182H125V179H124ZM128 182H130V181H128ZM23 186H24V184H23ZM25 187H27V186L25 185ZM29 187H31V186H29ZM88 187H87V189H89ZM229 187H230V185H229ZM15 188H18V185L17 184H15ZM140 190L141 189H139V191ZM235 190L238 191V189H235ZM89 191H92V190L90 189ZM237 191H234V192L232 191V193H235ZM123 192H124V194H123ZM134 192H136V191L133 190L132 193H131V191L130 192H127L126 191V194L125 195H127V194L129 195L130 193L132 195H134L135 194ZM96 193H94V194H96ZM107 193L106 194L104 193V194L107 195ZM139 193H141V192H139ZM99 194H101V193H99ZM219 194H221V193H219ZM64 195H63L64 202H63V207H62V210H61L62 211V214H64V215L67 214L68 217H72V218H73V216L74 217L77 216V215L79 216L80 214L73 213V211H75V207L74 208L72 207L73 211L70 210L71 213L67 210V209H71L70 204H69L71 201L69 202L68 196L67 195L64 196ZM227 195H229V194H227ZM93 196H95V195H93ZM134 196H136V195H134ZM232 196H233V194H232ZM88 197H87V200H89ZM89 198L91 200V197H89ZM110 198H111V196H110ZM127 198L129 199V196H127ZM130 198H133V197H130ZM215 198H216V196H215ZM219 198L221 199V195H219ZM111 199H109V200H111ZM235 199H236V197H235ZM84 200H86V199L84 198ZM84 200H83V203H84ZM94 200L95 201H98V200H96V197H95V199L91 200L92 202H94V203H92L93 205L95 204V201ZM129 200H131V199H129ZM129 200H128V202H126L127 204H130L131 203V201H129ZM135 200H136V198L134 199V202H135ZM141 200H142V198H141ZM215 200L213 199L211 201L214 202ZM221 200H223V199H221ZM221 200H219V201H221ZM91 201H88V202H86L87 204H85V203L84 204L85 205H88V203H90ZM104 201L107 202V199L106 200L104 199ZM232 201H233V198L230 199L229 203H232ZM251 201L252 202L254 201V206H255V207H253L254 209L252 208L253 209V212H252L253 213V215H252L253 216L252 222L249 223V224H246L247 225L246 226L245 225V221L244 222L242 221L244 223L245 228H246L245 229L242 226L243 227V230L244 229L246 230L245 231V236L246 237L244 238V239H246V241H245L246 246L245 247H247L250 250V252L252 253L251 256L256 255V253H259L258 255H261L262 258H264V240H262V238H261V240H258L257 239V236L259 237V233L260 232L262 234H264V198H260L259 199L257 197V195H255V197ZM212 202H211V204H215L216 203V201H215V203H212ZM133 203H131V204H133ZM141 203H143V202H141ZM218 203H220V202H218ZM84 204H81V206L80 205H77V206H80V207H83L84 206L83 208H85V209H83V210H85V212L82 213V214L87 215V213L90 211L89 210V208L91 207L90 205H92V204L91 203L89 204V208H88V206L86 207ZM209 204H210V202H209ZM224 204H227V203H224ZM72 205H74V204L72 203ZM96 205H98V204H96ZM103 205H105V203ZM243 205H241V206H243ZM74 206H76V205H74ZM131 206H128V207L130 208ZM210 206H212V205H210ZM228 206L230 207V205H228ZM80 207H78V208L80 209ZM132 207H134V206H132ZM135 207H137V206H135ZM145 207H146V204H145ZM78 208L76 209L77 211L79 210ZM129 208H127V209H129ZM1 209L3 210L4 208L0 205V212L2 211ZM124 210H125V208H124ZM143 210H145V209H143ZM211 210H213V209H211ZM211 210H208V211L211 212ZM5 211H2V212H5ZM63 211L65 213H63ZM109 211H107V212H109ZM135 211H138V210H135ZM156 211H158V209L155 210L154 212H156ZM132 213L134 214L136 212H132ZM141 213H143V212L142 211L139 212V214H141ZM206 213H204V214H206ZM3 214L0 216V234H1V236L3 235V237H4L3 239L5 241V240L8 239L7 237H9V235H11L13 233L12 230H11V232L8 230L9 227H11L12 225L14 226L15 224H14V222H13V224H10L11 223L10 221H6V219H7V217L5 216L6 214L5 215H3ZM133 214H131V215L129 214V216H133ZM193 214H196V213H193ZM85 215L83 216L84 218L82 217V219H80L81 217L79 218L78 216L75 217L76 219L79 218V221L81 220V223H83V224L86 223L84 225L85 226V229H84L85 232H82V231L81 232L83 233V235H84V233L85 234H88L86 237H90V238H87L89 244L86 243L87 245L90 246L89 247L90 248V251H89V249L87 251L88 252V255L90 253V257L86 255V252L85 251H84L85 254L82 255V257L85 256L84 259L86 258L88 260L90 258L91 260H89V261H86V260L84 261L83 260V261L84 262H87L89 264H105V260H106L105 257H108V256L104 255L105 254L104 253L105 251L103 252V251H101V249H100L101 252L99 251L100 253H97L98 250H97V246H96V243H98L102 239L99 240V241L98 240L95 241L96 243H94L93 241L96 239L95 238V232L97 233V235L99 237L106 238L108 236V234H107L106 237H105V235H106V233L108 231L106 230L107 232L105 234H103L102 231H105V228L106 227L108 228L109 225L107 226L104 223V220H103V224H105V226H106L104 228V226H102V221L101 220L98 221L99 219H97L98 218L97 217L98 214L96 215V217H97L96 219L97 220H94V221L91 220V219H94L95 217L94 218H91L89 216L91 219L88 218V215H93V214H89L88 213L87 216H85ZM109 215L104 216V217L108 218ZM93 216H95V215H93ZM137 216H138V214H137ZM137 216H135L136 219L134 218L133 222H131L132 225L130 227H129V225L131 223L130 222H127L129 224L127 227L131 228V227H134L135 226L134 230L135 229L137 230V228H136V224L137 223L136 222L139 223V221H141L140 219H142V216L140 217V215H139L138 216V217H140L139 219H137ZM245 216H247V215H245ZM63 217L64 216H62V218ZM126 217H128V216L126 215ZM72 218H69V219H71L72 223L74 224ZM75 218H73V219H75ZM131 218L132 217H130V219ZM76 219H75V222H76ZM83 219L84 220L86 219V221H84ZM89 219L92 222H95L93 224L94 226L92 228H91L92 225L90 226V224H88V220ZM128 219H129V217H128ZM130 219H129V221H130ZM144 219H145V217H144ZM247 219H250V218H247ZM59 220L61 221V215L59 216ZM237 220H238V218H237ZM79 221H77V222H79ZM91 221H89V222L92 223ZM234 221H235V218H234ZM105 222H106V220H105ZM107 222H108V220H107ZM149 222H150V220H149ZM240 222L238 223V221H237L238 224H240ZM247 222H249V220H247ZM59 223L60 222H58V225H59ZM133 223H136V224H133ZM151 224H153V223L151 222ZM70 225L71 224H69L68 227H70ZM76 225H78V224H76ZM111 225L112 224H110V227H112ZM81 226H83V225L81 224ZM84 226H83V228H84ZM116 226H113V228L115 229ZM125 226H126V224H125ZM125 226L122 229H124ZM73 227H74V225H73ZM78 227H77V229H78ZM102 227L104 228V230L102 229ZM139 227L141 228L142 226H139ZM71 228H72V225H71ZM81 229H82V227H81ZM119 229L118 230L116 229L117 230V234L119 233L122 236L123 235L122 234V229L121 228H119ZM126 229L127 228H125L124 231ZM142 229H144V228H142ZM202 229L203 228H201L200 230L202 231ZM66 230L67 229H65V231ZM72 230H74V229H72ZM65 231H63V232L65 233ZM129 231H130V229H129ZM132 231L133 230L131 228V232ZM69 232H70V230H69ZM75 232H78V231H75ZM127 232H128V230H127ZM198 232H200V231H198ZM70 233H72V232H70ZM161 233H162V231H161ZM5 234H6V236H5ZM45 234L46 233L44 232L42 234V236L40 237V240H41V243L40 244H41V246L39 248L38 247H35L34 248L33 247L34 245H32V243H31V246L29 244L28 247L27 246H26V248L24 247L25 248L24 250H27V253L29 254V258L28 259L30 261H32V262H29L30 264L36 263L38 261V259L39 260H42V261L43 260L44 261L45 260H50L51 259L50 250H54L55 252H58V248H57V244H58L57 243V238L59 236L62 237L61 233H59L58 228H56V227L54 228L53 234H52L51 237H49L48 235H47L48 236L47 237ZM117 234L115 235L116 237L119 236V235L117 236ZM125 234L126 235L128 234L127 236H130L129 233H126L125 232L124 235ZM136 234H137V232H136ZM72 235H73V233H72ZM76 235H78V234H76ZM135 236L136 235H134L133 238L130 236V238L134 239ZM72 237H74V236H72ZM84 237H85V235H84ZM146 237H147V235H146ZM5 238H7V239H5ZM67 238H68V236H67ZM121 238H123L122 240H126L125 238L128 239L129 237L124 236V237H121ZM140 238L142 240V237H140ZM140 238H139V241H141ZM72 239H73L72 241H74V238H72ZM68 240H69V238L67 239V241ZM70 240H71V238H70ZM75 240H76V238H75ZM118 240H120V239H118ZM151 240H152V238H151ZM14 241L15 240H12L11 242H14ZM64 241H66V239ZM90 241H92L91 245H90ZM129 241H130V239L128 240V242ZM132 241H130V242L132 243ZM135 241L136 240H134L133 242H135ZM106 242H107V238H106ZM101 243L99 242V244H97V245H99V247H100V245H102ZM129 243L126 244V245H130L131 244V243L130 244ZM92 244H93V246H92ZM112 244H114V243H112ZM138 244H139V242L137 243V245ZM194 244H196V243H194ZM27 245H28V243H27ZM83 245L85 247V244H83ZM83 245H82V247H83ZM18 246H15V248H17ZM104 246H105V244H104ZM101 247H103V245ZM87 248H88V246H87ZM127 248H129V247H127ZM197 249H198V247H197ZM209 250H210V248H209ZM18 251L19 250H17V252ZM207 251H208V249H207ZM84 252H81V253H84ZM128 253H130V251ZM206 253H208V252H205V254ZM198 254H199V251H198ZM198 254H195L196 257H197ZM210 255H212V254H210ZM59 256H60V254H57L56 257H53L54 258V263L53 264H64V262L66 260H63L61 262V260H60V257L61 256L60 257ZM199 256L200 255H198L197 258H199ZM206 256H207V254H206ZM13 257H15V256L13 255ZM69 257H71V256H69ZM210 257L213 258L214 256H210ZM247 257L249 258L250 256H247ZM62 258H63V256H62ZM118 258H116V259H118ZM120 258H121V256H120ZM248 258L245 260V263L246 264H249V263L250 264L251 263L254 264L253 260H252V262H250ZM16 259H18V258H16ZM16 259H15V262H16L15 264H18L17 261H16ZM114 259H115V257H114ZM107 260H108V258H107ZM121 260L119 261L120 263H122L124 261V260H122V262H121ZM257 260H254V261H257ZM108 261H110V259ZM108 261H107V263H110ZM68 262L66 261V263H68ZM116 262H115V264H116ZM133 262H131V263H133ZM202 262L200 261V264H202ZM228 262H229V259H228ZM70 263H71V261H70ZM81 263H83V262H81ZM112 263L113 262H111V264ZM19 264H21V263H19ZM147 264H149V263H147ZM171 264H173V263H171ZM196 264H198V262ZM256 264H264V261L256 262Z\"/></svg>", "mask_w": 264, "mask_h": 264}]
</instances>
